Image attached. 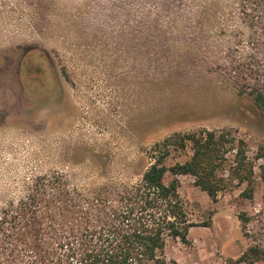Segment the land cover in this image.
I'll use <instances>...</instances> for the list:
<instances>
[{
  "label": "rangeland",
  "instance_id": "374dc122",
  "mask_svg": "<svg viewBox=\"0 0 264 264\" xmlns=\"http://www.w3.org/2000/svg\"><path fill=\"white\" fill-rule=\"evenodd\" d=\"M166 1L0 0V206L42 172L90 188L134 183L154 144L175 132L227 128L250 158L264 151L251 85L236 86L221 66L228 11L213 20V6ZM250 81L264 95V72ZM263 164L251 199L242 185L212 201L177 176L194 225L186 243L167 242L166 264H250L238 258L264 250Z\"/></svg>",
  "mask_w": 264,
  "mask_h": 264
},
{
  "label": "trees",
  "instance_id": "16d2710c",
  "mask_svg": "<svg viewBox=\"0 0 264 264\" xmlns=\"http://www.w3.org/2000/svg\"><path fill=\"white\" fill-rule=\"evenodd\" d=\"M166 2L192 12L213 6V20L228 11L219 29L227 40V63L221 66L236 86L251 85L264 115V95L250 81L264 72V0ZM247 153L246 141L231 129L203 128L156 142L152 162L134 183L90 188L56 170L35 174L22 183L19 197L0 206V264H166L167 242L186 243L194 225L177 176H191L212 201L242 185L239 196L251 199L264 151L260 146L254 158ZM260 168L264 180V164ZM262 256L264 250L253 245L238 261L251 264Z\"/></svg>",
  "mask_w": 264,
  "mask_h": 264
}]
</instances>
